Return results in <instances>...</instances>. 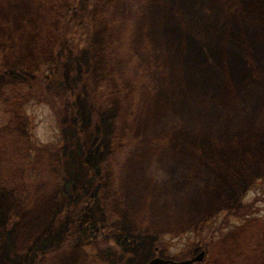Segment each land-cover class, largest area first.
<instances>
[{"label": "rangeland", "instance_id": "374dc122", "mask_svg": "<svg viewBox=\"0 0 264 264\" xmlns=\"http://www.w3.org/2000/svg\"><path fill=\"white\" fill-rule=\"evenodd\" d=\"M69 8L0 0V264H264V0Z\"/></svg>", "mask_w": 264, "mask_h": 264}, {"label": "trees", "instance_id": "16d2710c", "mask_svg": "<svg viewBox=\"0 0 264 264\" xmlns=\"http://www.w3.org/2000/svg\"><path fill=\"white\" fill-rule=\"evenodd\" d=\"M81 2L82 0H69V3H70L69 11L73 13H78L80 17L82 15V12L80 11V8H79ZM80 22H81L80 18H75V19H72L71 21H69V19L68 20L66 19L65 25L62 28L63 31H61L60 33V37H62V40H64L63 42L68 44L71 51L73 52H77L80 49H83V47H86L89 43V37H90V32H88L89 28L88 26L86 27L84 24H82V22L81 23ZM52 70L53 69L50 66V71L52 72ZM43 75L44 73H42V71L40 70L35 75H33L32 80L29 79V81H31L30 85L32 87V90L38 96H41L43 94L41 93V95H39V93L36 91L37 85L41 80L43 81L42 85L44 87L43 88L44 90H48L50 88L49 86L51 85L49 81L48 82L46 81V77L43 79ZM44 76H46V74ZM44 95L47 96V93H44ZM54 101L57 105H59V107L56 110V113H58V111L60 112L62 110V107L66 99L63 96H55ZM50 147H52V144H50ZM252 209L253 207L251 204H246V205L241 206L238 212L229 213L228 218H226L227 220L222 225H225L224 227L226 228L231 223V221H233L232 215L234 216L235 220L245 219V217L248 216L249 214H253V212L250 211ZM222 228L223 226L221 227V229ZM219 230L220 229L218 228L209 227L208 229L209 234L207 233V235L205 236H202L203 233L199 234V236L195 238L193 242L195 244L197 242V244H202V245L212 243L215 234L218 233L217 231Z\"/></svg>", "mask_w": 264, "mask_h": 264}, {"label": "water", "instance_id": "95a60500", "mask_svg": "<svg viewBox=\"0 0 264 264\" xmlns=\"http://www.w3.org/2000/svg\"><path fill=\"white\" fill-rule=\"evenodd\" d=\"M206 252H201L198 256L184 261L166 260L160 257H155L150 261V264H194L196 262H202L205 258Z\"/></svg>", "mask_w": 264, "mask_h": 264}]
</instances>
